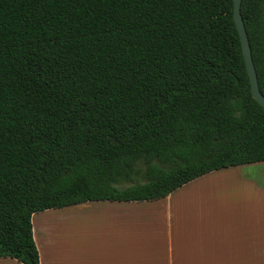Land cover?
Listing matches in <instances>:
<instances>
[{
	"label": "trees",
	"instance_id": "trees-1",
	"mask_svg": "<svg viewBox=\"0 0 264 264\" xmlns=\"http://www.w3.org/2000/svg\"><path fill=\"white\" fill-rule=\"evenodd\" d=\"M264 95V0H241ZM264 161L233 0H0V258L32 214L167 196Z\"/></svg>",
	"mask_w": 264,
	"mask_h": 264
},
{
	"label": "crops",
	"instance_id": "crops-1",
	"mask_svg": "<svg viewBox=\"0 0 264 264\" xmlns=\"http://www.w3.org/2000/svg\"><path fill=\"white\" fill-rule=\"evenodd\" d=\"M85 202L101 205L90 220L101 240L73 222L82 214L35 212L39 264H264V161L207 172L155 200Z\"/></svg>",
	"mask_w": 264,
	"mask_h": 264
},
{
	"label": "water",
	"instance_id": "water-1",
	"mask_svg": "<svg viewBox=\"0 0 264 264\" xmlns=\"http://www.w3.org/2000/svg\"><path fill=\"white\" fill-rule=\"evenodd\" d=\"M240 3L241 0H233V18L241 40V46H242L245 66L250 81L252 96L260 105L264 107V95L261 93L258 86L257 75L251 55V48H250L247 32L245 29V25L240 12Z\"/></svg>",
	"mask_w": 264,
	"mask_h": 264
},
{
	"label": "rangeland",
	"instance_id": "rangeland-1",
	"mask_svg": "<svg viewBox=\"0 0 264 264\" xmlns=\"http://www.w3.org/2000/svg\"><path fill=\"white\" fill-rule=\"evenodd\" d=\"M99 202H84L81 204H75V205H71V206H66V207H62V208H55L54 211H60V212H77L79 214H82L84 216H79L77 217L76 221H73L75 223L78 224V228L80 230H86L83 231V235L86 239L91 240V241H97L99 242L101 240V232L100 231H93L92 228L90 227V220L92 219V217L96 214L100 215L101 210H100V204H97ZM98 212V213H97ZM42 216H35L34 218V222L35 225L37 226V223L39 221V219ZM100 217V216H99ZM67 223H70V221H66ZM94 223H100V222H96L94 221ZM67 227V226H65ZM69 229V228H66ZM97 237V238H96Z\"/></svg>",
	"mask_w": 264,
	"mask_h": 264
}]
</instances>
